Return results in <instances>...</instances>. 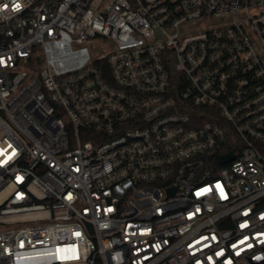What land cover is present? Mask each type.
Listing matches in <instances>:
<instances>
[{
	"label": "built area",
	"instance_id": "obj_1",
	"mask_svg": "<svg viewBox=\"0 0 264 264\" xmlns=\"http://www.w3.org/2000/svg\"><path fill=\"white\" fill-rule=\"evenodd\" d=\"M0 264H264V0H0Z\"/></svg>",
	"mask_w": 264,
	"mask_h": 264
},
{
	"label": "rangeland",
	"instance_id": "obj_2",
	"mask_svg": "<svg viewBox=\"0 0 264 264\" xmlns=\"http://www.w3.org/2000/svg\"><path fill=\"white\" fill-rule=\"evenodd\" d=\"M224 21H220V22H218V21H213L211 24H208V26H215V25H217V24H221V23H223ZM193 31H196V29L194 28L193 29ZM106 47V41L105 40H102L100 43H99V45L97 46V49H96V51H98V52H101V50H102V48H105ZM93 53H94V51H92ZM66 120V119H65Z\"/></svg>",
	"mask_w": 264,
	"mask_h": 264
},
{
	"label": "water",
	"instance_id": "obj_3",
	"mask_svg": "<svg viewBox=\"0 0 264 264\" xmlns=\"http://www.w3.org/2000/svg\"><path fill=\"white\" fill-rule=\"evenodd\" d=\"M231 155H228L226 158H224L225 160L230 159Z\"/></svg>",
	"mask_w": 264,
	"mask_h": 264
}]
</instances>
